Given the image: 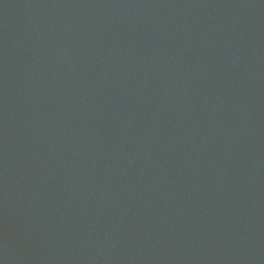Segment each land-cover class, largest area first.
I'll list each match as a JSON object with an SVG mask.
<instances>
[{
  "label": "water",
  "instance_id": "95a60500",
  "mask_svg": "<svg viewBox=\"0 0 264 264\" xmlns=\"http://www.w3.org/2000/svg\"><path fill=\"white\" fill-rule=\"evenodd\" d=\"M0 264H264V0H0Z\"/></svg>",
  "mask_w": 264,
  "mask_h": 264
}]
</instances>
